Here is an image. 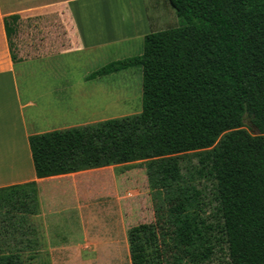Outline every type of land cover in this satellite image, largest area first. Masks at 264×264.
<instances>
[{"label": "trees", "instance_id": "1", "mask_svg": "<svg viewBox=\"0 0 264 264\" xmlns=\"http://www.w3.org/2000/svg\"><path fill=\"white\" fill-rule=\"evenodd\" d=\"M169 2L178 26L86 76L140 67L141 111L29 135L36 175L145 161L155 221L129 228L132 264H211L224 251L227 264H264V0ZM19 22L5 20L14 61ZM0 207L4 226H17L13 210L37 213L36 181L0 187ZM35 249L0 246V264Z\"/></svg>", "mask_w": 264, "mask_h": 264}, {"label": "crops", "instance_id": "2", "mask_svg": "<svg viewBox=\"0 0 264 264\" xmlns=\"http://www.w3.org/2000/svg\"><path fill=\"white\" fill-rule=\"evenodd\" d=\"M76 1L111 0H0V187L36 181L39 200V210L35 214L13 210L16 217L11 220L17 226L2 224L5 208L0 207L1 247L72 246L73 231L83 234L87 230L99 228L98 224L117 218L114 206L112 209L99 204L92 207L87 203L84 199L89 197L87 190L91 187L80 185L81 180L100 173L104 182L101 189H106L109 194L116 193L118 176L114 168L117 165L40 178L35 172L28 141L31 134L72 127V78L24 76L35 64L54 73L56 63L62 55L71 56L72 53L88 49L80 20L72 6ZM139 7L137 15L131 23L125 25L124 31L132 30L136 34L144 31L142 35L145 36L154 23L164 24L165 14L162 10L158 9L154 16L144 4ZM11 17H18L20 20L13 38L16 42L14 50L17 61L13 59L5 29V20ZM46 17L58 19L64 26L68 40L64 53L55 47L54 41L51 46L45 47L43 37ZM23 22L27 24L22 25ZM22 26H25L24 30ZM48 27H52L51 34L54 38V26ZM22 30L26 32L25 35ZM106 30L103 29L102 35L108 42L121 37ZM29 52L30 54H25ZM94 79L96 78L85 77L87 81ZM89 92L94 94L91 90ZM77 174L81 178L73 180ZM74 195H77L78 200H72Z\"/></svg>", "mask_w": 264, "mask_h": 264}, {"label": "rangeland", "instance_id": "3", "mask_svg": "<svg viewBox=\"0 0 264 264\" xmlns=\"http://www.w3.org/2000/svg\"><path fill=\"white\" fill-rule=\"evenodd\" d=\"M142 4L149 9L151 15L155 16L158 9L165 14L164 24L154 23L150 32L180 24L169 0L76 1L72 3V6L80 20L88 49L72 53L71 56L62 55L56 63L54 73L42 69V65L35 64L24 76L72 78V126L141 111L142 71L140 67H128L90 81L85 80V77L113 60L142 53L144 31L140 34L132 30V32L124 31L125 25L133 21V17L137 15L139 6ZM26 24L27 22L22 23V25ZM44 25L45 47L51 46L54 41L55 47L64 53L63 51L68 47V40L62 23L58 19L46 17ZM48 25L54 26V38L51 34L52 27ZM22 29L24 30L25 26H22ZM103 29L121 37L108 42L102 35ZM25 33L23 31L22 34L25 35ZM35 38H33L34 48L37 43ZM38 39L41 40L40 34ZM25 54L28 55L30 52ZM69 65L72 66L69 67ZM89 90L94 94L91 95ZM246 125L250 131H255L248 119H246ZM184 158V163H187L189 158L192 159V163L196 162L193 154H188ZM114 172L118 176L117 191L114 194L101 189L104 182L100 173H94L91 178L81 180L80 185L92 188L87 190L89 197L84 199L87 203L93 205L92 207H97L99 204L112 209L114 206L118 213L117 218L111 219L108 223L98 224L99 228L87 230L83 234L73 231L72 246H37L31 251L35 253L32 258L29 257L31 252L25 251L23 252L24 264H132L127 233L133 225L155 221L152 191L145 161L119 164L115 166ZM80 178V174H77L73 180L78 181ZM72 200H78L77 195L72 196ZM227 261L226 252H218L211 264H227Z\"/></svg>", "mask_w": 264, "mask_h": 264}, {"label": "built area", "instance_id": "4", "mask_svg": "<svg viewBox=\"0 0 264 264\" xmlns=\"http://www.w3.org/2000/svg\"><path fill=\"white\" fill-rule=\"evenodd\" d=\"M131 194V193H130Z\"/></svg>", "mask_w": 264, "mask_h": 264}]
</instances>
